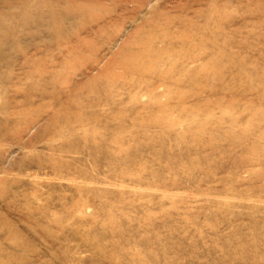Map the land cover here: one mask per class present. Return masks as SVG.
I'll return each mask as SVG.
<instances>
[{
    "label": "rangeland",
    "instance_id": "rangeland-1",
    "mask_svg": "<svg viewBox=\"0 0 264 264\" xmlns=\"http://www.w3.org/2000/svg\"><path fill=\"white\" fill-rule=\"evenodd\" d=\"M0 264H264V0H0Z\"/></svg>",
    "mask_w": 264,
    "mask_h": 264
}]
</instances>
